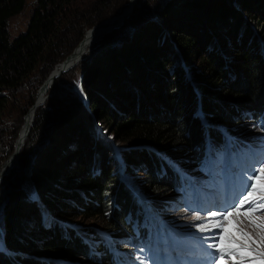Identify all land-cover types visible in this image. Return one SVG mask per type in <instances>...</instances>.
<instances>
[{"label":"trees","instance_id":"trees-1","mask_svg":"<svg viewBox=\"0 0 264 264\" xmlns=\"http://www.w3.org/2000/svg\"><path fill=\"white\" fill-rule=\"evenodd\" d=\"M26 1L0 0V166L13 151L38 87L88 28L118 10L109 8L108 0H38L27 30L12 38L9 20ZM151 16L154 22L122 36L120 45L109 43L86 68L83 96L93 102L89 109L81 95L66 98L59 92L48 108L38 109L20 155L25 170L20 188L0 198V264H93L98 257L88 254L83 234L91 237L95 226L132 234L127 211L133 194L122 183L130 166L148 165L143 194L168 199L174 192L152 154L161 150L176 159L193 152L207 133L212 136L196 110L199 98L204 118L209 114L211 121L241 131L249 124H236L234 109L264 103V0H169ZM162 34L179 45L176 54L172 45L164 47ZM171 54L199 59L200 72L188 73L189 83L177 71L173 83L178 84L167 89L163 62ZM97 122L105 128L92 127ZM116 147L120 162L113 158Z\"/></svg>","mask_w":264,"mask_h":264},{"label":"rangeland","instance_id":"rangeland-1","mask_svg":"<svg viewBox=\"0 0 264 264\" xmlns=\"http://www.w3.org/2000/svg\"><path fill=\"white\" fill-rule=\"evenodd\" d=\"M164 1L168 2L169 0H133V3L132 4L135 6L134 7L135 10L133 9L132 12L130 13V15L127 16V18L125 20H122L120 23H118L114 27H112L114 25L113 24L111 26L112 28L102 37V39L98 42V44L96 46H94L89 51V53H87L84 56V58H82V60L80 62H78V64H76L72 69H70L67 72L63 73L60 77H58L54 81L53 85L51 86V88L48 91L46 102L41 107L42 108H44V107L45 108H48V106L50 105L49 104V100L51 98L55 97L58 92H59V95H62L63 97H66V98H68L69 96L70 97H74V96H76V94L78 96L81 95L82 97H84L83 96V93H84L83 89L85 90V86H84L83 83H84V79H85L84 76H85V70H86V68L93 63L94 59L98 56V54L105 47L108 46L109 43L110 44L113 43L115 45H118L120 43L118 41H122L121 40L122 39V36L129 35L132 32L140 31L141 28H142V26L144 27L148 23L154 22L155 20H153V16H151V15L156 10V8L159 7L160 4H163L164 3ZM108 2H109L108 3L109 4L108 5L109 8H113V9H116V10L118 8V10L114 14H112L111 16H109L106 19H110L114 15H117L119 12H122L126 8V5L128 4L129 0H126V1H122V0H108ZM140 2H142V4H144V6L141 7V8H139V3ZM37 3H38V0H27L23 11L20 14L12 17L9 20L8 28H9V32H10V35H11L12 38L18 36L20 33L25 32L27 30V27H28L30 18H31V16H32V14H33V12H34V10L36 8ZM122 4H124V5H122ZM119 6H121V7L119 8ZM122 7H124V8L121 11H119ZM138 9H139V12L136 14V12H137ZM134 14H136V15L133 16ZM242 14L244 15V17H246L245 20L248 23H251L252 16H248V15L245 16V13H243V11H242ZM253 26H251V28ZM158 27L160 28V25L159 24H158ZM91 28H88V29H91ZM87 30H86V32H87ZM161 36L163 38L162 41H164V47H168L169 48V46L172 45V47H170L169 50L171 49L172 52L176 54L177 53L176 50H177V47L179 48V45L175 41L169 39V36L164 37L163 34ZM111 37L114 38V39L111 40ZM229 42H230L229 44H232V41L231 40ZM212 44H214V43H212ZM227 46L228 45L226 44L225 46H222V47H224L226 49ZM108 48H110V47H108ZM229 51H230V55L229 56H231L233 53H232L231 50H229ZM168 60H169V62H167V63L166 62H163L164 68L166 69L164 75H166V78H168V80H166L167 81L166 82L167 83V85H166V88L167 89L173 88L176 84H178V82L177 83H173V82L176 81V80L173 81V79L178 74V73L176 74V72L179 71V70H181L180 72H183L184 73V79H186V81L188 80L189 83L192 81V79L189 80V78L186 76V72L183 70L184 66L187 65V67H189L192 76L197 71L200 72L199 59H195L193 61V60H186V59L183 58V60H182V59H179V58L174 57L171 54L169 56V59ZM226 61H228V64L229 65L231 64L229 58H226ZM170 63L173 64L176 67V68L174 67L175 68L174 71L170 70L171 67H172V65H170V67H168V65ZM179 64L183 68L179 67L180 66ZM230 69H231L230 67L227 68V70H229V71H230ZM82 84H83V87H82ZM42 85L43 84H41L38 87V89H37L36 98H37V95H38V91L42 87ZM60 86H63L62 91H60V89H59ZM79 99H81V98H79ZM80 101H82V104L85 105V108L86 109H89V107L91 106V104H93V102L91 103L90 96L87 97V98L84 97ZM35 103H34V105H35ZM41 107H38L36 109L35 117L37 115L38 109H40ZM70 107H71V105H70ZM196 110H198V106H196ZM234 110L237 111L236 109H234ZM202 113L204 115V112H202ZM94 117L95 116L93 114L89 116L90 119H95ZM205 117L208 119V121L211 118V117H209V114L206 115ZM34 122H35V118H34V121L32 123V127L30 128L29 134H30V132H31V130L33 128ZM245 123L249 124L250 126L244 128L242 130V133L240 135H238V136L235 135V137H239V136H241L243 134H246V133H248V134L253 133L259 127V126H257V124L254 125L252 123H249V119L248 118H240L236 122V124H238V125L245 124ZM95 126H97V127H104L105 128V126H101L98 122L97 123H93L92 127H95ZM20 127H21V125H20ZM64 129H66V128H64ZM245 129H247V130L245 131ZM27 139H28V137H27ZM27 139H26V141H27ZM16 140H17V138L14 141V147H15ZM43 140H44V135L42 134L41 136H39L36 139L35 144H34V149L38 148L39 144ZM26 141H25V143H24L21 151L17 153V163L14 165V167L11 168V170L0 181V198L3 199V200L5 198H7L8 196L12 195V193H11L12 191H17L20 188V187H17L19 185L18 183H20V181L23 179V177H21V176L23 174H25V170L23 171V167H22V164L23 163L21 162V159L22 158H21L20 155H21V153L24 152ZM14 147H13L12 153L14 152ZM115 149L116 150L114 151V158H115V160L117 159L120 162V159H118L119 158L118 156L120 155V151L121 150L118 147H116ZM126 153L128 154L129 152H126ZM11 154L9 155V157L11 156ZM159 154L170 165H173V166H176L177 167L178 162L177 161H173L172 157H170L168 155H163L162 153H159ZM192 154H193V152L190 153L189 151H186V153L185 152L184 153L182 152L181 153V157L185 159V158L190 157ZM6 160H4L2 162V164L0 166V170H1L3 164L5 163ZM218 161H216L215 164H217ZM179 164H181V163L179 162ZM117 165H120L121 166L120 163H118ZM180 169L181 170H184V167H180ZM193 170H195V169H191V168L189 169L190 172L193 171ZM176 173H178V172H176ZM185 174H187V173H185ZM146 175H147V172H146V170L144 168H141L140 170L135 171V172H134V170H132V173H128V176L129 177H132L131 186H132V188L134 190V192H133V198H134V200L135 201H138V202H144V204L146 203L145 202L146 199H145V197H144V195L142 193V188L144 187V184L146 183V179H145ZM113 179H116V176ZM22 186H23V184H22ZM26 186H28V185H26ZM37 196L38 195H36L35 193H33V191H31V197L33 199H36ZM150 199L153 202H155V198L154 197H151ZM36 203L38 204V202H36ZM171 206L172 207H175V205H171ZM0 208H1V204H0ZM46 216H48V213H46ZM189 217L190 216L177 215V216H174V217H171V218L174 219V222H188L190 220ZM167 218L168 217L163 216L161 219L162 220H166ZM178 219L179 220L181 219V221H179ZM80 222L83 223V221H81V220H80ZM0 223H1V220H0ZM86 223H87V221H86ZM82 225L84 226V224H82ZM22 227L25 228V227H28V225L27 224L26 225L23 224ZM95 227H96V230L102 231V229L99 228L100 226H95ZM184 227H185V224H184ZM251 235H252V237H253L254 240H259L260 239V236H261V232L253 231V232H251ZM1 236L2 235H1V227H0V237ZM86 236L88 237V235H86ZM251 247L255 251H258L259 250V249H257V245L256 244H252ZM3 248H4L3 242L2 243L0 242V249H3ZM105 250L103 252H105ZM70 262L72 264H89V263H83V262H77V261H70ZM93 264H106V263H103L102 261L101 262L99 261V262H94Z\"/></svg>","mask_w":264,"mask_h":264},{"label":"snow or ice","instance_id":"snow-or-ice-1","mask_svg":"<svg viewBox=\"0 0 264 264\" xmlns=\"http://www.w3.org/2000/svg\"><path fill=\"white\" fill-rule=\"evenodd\" d=\"M244 191L247 192V195L243 199L229 205L232 208L231 212L225 208L224 219L228 221V225L223 227V234L219 236L218 241L209 246L219 254V258L215 260L214 264H227L224 259L225 254L232 258L234 264H244L245 258H251V264H264V218L253 217L255 212L264 210V202H261L264 201V167L259 168L258 174L255 168L252 169L251 179H247ZM245 203H248L249 207L241 213V208ZM233 213L237 216H247L261 230L260 239L254 240L250 233L240 230L235 221L231 219ZM212 215L217 214L213 213ZM216 226L221 227L222 225L217 221ZM252 244H256L259 250H253ZM139 251L142 255H146L143 250ZM237 255L241 258L239 261H236ZM175 264H181V262L177 260Z\"/></svg>","mask_w":264,"mask_h":264},{"label":"bare ground","instance_id":"bare-ground-1","mask_svg":"<svg viewBox=\"0 0 264 264\" xmlns=\"http://www.w3.org/2000/svg\"><path fill=\"white\" fill-rule=\"evenodd\" d=\"M133 0H129L126 8L119 12L117 15H114L110 19H105L100 24L88 29L85 33L84 37L80 41V43L75 47L71 55L64 61L58 63L54 69L50 72L47 79L43 83L42 87L38 91V95L36 98V103L33 105L27 112L24 117L23 123L19 129L17 140L15 142L14 152L11 156L5 161L1 170H0V181L5 177V175L11 170L12 167L17 163V153L21 151L28 135L30 128L32 127V123L35 118L36 109L41 107L47 99V94L54 81L60 77L63 73L72 69L78 62L84 58V56L89 53V51L98 44V42L102 39V37L115 25L120 23L122 20H125L127 16L130 15L132 10L134 9V5L132 4ZM132 4V5H131ZM114 24V25H113ZM113 25V26H112ZM112 26V27H111ZM227 104V103H226ZM238 164L237 161L233 160L230 167ZM250 169V168H248ZM214 201V198H213ZM103 231V230H102ZM197 252V250H196ZM194 252V254L196 253ZM194 254H190L188 257H191Z\"/></svg>","mask_w":264,"mask_h":264},{"label":"clouds","instance_id":"clouds-1","mask_svg":"<svg viewBox=\"0 0 264 264\" xmlns=\"http://www.w3.org/2000/svg\"><path fill=\"white\" fill-rule=\"evenodd\" d=\"M184 71L186 72V76L187 77H189V74L188 73H190V70L188 69V67L187 66H184ZM197 105L196 106H198V112L200 113V115H201V117H203V120L205 121V120H207V124H206V126H208L209 128H210V124L212 123V122H216V121H211V118L209 119V121H208V119L205 117L204 118V116H202V113H201V111H200V108H199V104H201V99L199 98L198 99V101H197V103H196ZM236 109V108H235ZM237 110V112L239 113V115H238V118L237 119H235L234 120V122H237L240 118H246L245 117V115H246V112H247V110L250 112V114L252 115V116H254L255 115V117H258V116H261V117H263L264 116V103L260 106V107H256L255 109H252V108H249V107H239L238 109H236ZM211 117V116H210ZM217 123H219V122H217ZM250 123V122H249ZM221 124V126H223V127H229V124H226V123H220ZM232 126H233V128H231V130H236V132H234L233 133V135L235 136V135H240L241 133H242V131L241 130H239V128H237L236 126H234L233 124H232ZM250 126V125H249ZM211 129V131L213 130V128H210ZM213 133V132H212ZM208 134V133H207ZM206 134V136H204V138L202 139V140H200V142H199V146L198 147H196L194 150H193V154L190 156V157H188V158H182V157H178V158H174V157H172V159H173V161H177L178 162V165H177V167H184V170H186V171H189V167H190V164H193L192 162H193V160H195V156L196 157H199V154L201 153V151H202V149H203V141H205V140H207V139H211L212 138V136L214 135V134H216V133H213L212 134V136L210 137L209 135H207ZM253 134H256V130H255V132H253V133H250V134H248V133H246V134H243V135H241V136H239L238 138L239 139H241V140H244V141H246L248 138H249V135H253ZM143 146H145V145H143ZM134 150L136 149V153L137 152H139V146L138 145H136V147H132ZM149 148H152V147H149ZM159 153H162L163 155H168V154H166L164 151H161V150H156V152H154V154H152V156H154V160L156 161V163L155 164H157L158 165V167L160 168V170L162 171V174L163 175H169V174H167V173H170V171H171V169L173 168V165H170L168 162H164V160H162L161 159V155L159 154ZM120 155H121V151H120ZM147 155H148V153H147ZM169 156V155H168ZM171 157V156H170ZM113 158H114V156H113ZM115 159V158H114ZM187 159H189V161L187 160ZM179 162L181 163V164H179ZM117 164V163H116ZM141 168H144L145 170H146V172H147V170H149V168H148V165H144V163H138V164H136V166L135 165H133V166H130V170L126 173V175H123V182L122 183H124V184H127V185H130L131 186V183H132V177H129L128 176V173H132V170H134V172L135 171H138V170H140ZM125 181V182H124ZM142 190H143V188H142ZM133 192H134V190L133 189H131V194H133ZM143 192V191H142ZM144 195V197H145V199L146 200H148V199H150L151 197L149 196V195H147V194H143ZM133 196L131 197V204H132V202H133ZM155 202H158V199H155ZM131 206V205H130ZM129 206V209H128V215L129 214H131L132 213V211L133 210H131V207ZM103 231H104V233H107L111 238L114 236V235H116V234H113V233H111L110 231H108V230H106V229H102Z\"/></svg>","mask_w":264,"mask_h":264},{"label":"water","instance_id":"water-1","mask_svg":"<svg viewBox=\"0 0 264 264\" xmlns=\"http://www.w3.org/2000/svg\"><path fill=\"white\" fill-rule=\"evenodd\" d=\"M138 145V144H137Z\"/></svg>","mask_w":264,"mask_h":264}]
</instances>
